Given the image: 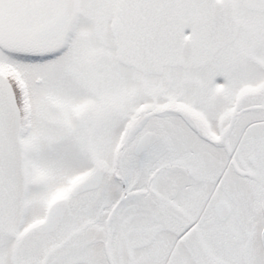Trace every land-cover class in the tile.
<instances>
[{
    "label": "snow or ice",
    "instance_id": "6c2138e0",
    "mask_svg": "<svg viewBox=\"0 0 264 264\" xmlns=\"http://www.w3.org/2000/svg\"><path fill=\"white\" fill-rule=\"evenodd\" d=\"M0 264H264V0H0Z\"/></svg>",
    "mask_w": 264,
    "mask_h": 264
}]
</instances>
